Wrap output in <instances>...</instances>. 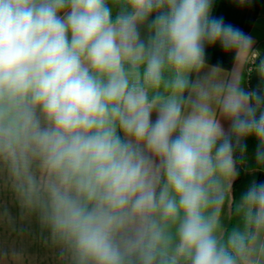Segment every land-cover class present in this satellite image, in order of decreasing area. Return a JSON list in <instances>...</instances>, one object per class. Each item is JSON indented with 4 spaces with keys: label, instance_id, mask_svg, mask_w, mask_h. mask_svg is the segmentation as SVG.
<instances>
[{
    "label": "clouds",
    "instance_id": "obj_1",
    "mask_svg": "<svg viewBox=\"0 0 264 264\" xmlns=\"http://www.w3.org/2000/svg\"><path fill=\"white\" fill-rule=\"evenodd\" d=\"M212 4L0 0V193L61 264H264V96L207 66L252 44Z\"/></svg>",
    "mask_w": 264,
    "mask_h": 264
},
{
    "label": "crops",
    "instance_id": "obj_2",
    "mask_svg": "<svg viewBox=\"0 0 264 264\" xmlns=\"http://www.w3.org/2000/svg\"><path fill=\"white\" fill-rule=\"evenodd\" d=\"M212 15L223 17L226 23L250 35L252 44L249 51L242 53L240 60L234 50L225 51L219 44L208 45L205 49L207 66H218L229 78L234 74L239 76L241 87L253 93L250 60L264 46V0H245L243 4L240 0H213ZM222 123L227 129L228 122ZM242 156L240 182L237 183L236 178L232 184L236 201L253 181L264 182V167L257 164L256 153L251 157L244 153ZM45 236L35 219L24 214L10 194L0 193V264H61L57 250Z\"/></svg>",
    "mask_w": 264,
    "mask_h": 264
},
{
    "label": "water",
    "instance_id": "obj_3",
    "mask_svg": "<svg viewBox=\"0 0 264 264\" xmlns=\"http://www.w3.org/2000/svg\"><path fill=\"white\" fill-rule=\"evenodd\" d=\"M264 53L260 55L259 60L256 63V68L252 72L250 77V87L254 94H258L260 96H264V83H263V76H264ZM262 109L264 106H261ZM259 114V113H258Z\"/></svg>",
    "mask_w": 264,
    "mask_h": 264
},
{
    "label": "rangeland",
    "instance_id": "obj_4",
    "mask_svg": "<svg viewBox=\"0 0 264 264\" xmlns=\"http://www.w3.org/2000/svg\"><path fill=\"white\" fill-rule=\"evenodd\" d=\"M243 143L246 145V150L241 152L244 153L246 156H253L256 153L259 141L256 139L255 136H250L244 139Z\"/></svg>",
    "mask_w": 264,
    "mask_h": 264
},
{
    "label": "trees",
    "instance_id": "obj_5",
    "mask_svg": "<svg viewBox=\"0 0 264 264\" xmlns=\"http://www.w3.org/2000/svg\"><path fill=\"white\" fill-rule=\"evenodd\" d=\"M264 53V46L261 48L260 55ZM264 69V67H263ZM263 81H264V76H263ZM236 159H237V170L239 172V175L237 177V183L240 182L241 175H242V164H243V156L241 154L240 150H237L236 152Z\"/></svg>",
    "mask_w": 264,
    "mask_h": 264
},
{
    "label": "built area",
    "instance_id": "obj_6",
    "mask_svg": "<svg viewBox=\"0 0 264 264\" xmlns=\"http://www.w3.org/2000/svg\"><path fill=\"white\" fill-rule=\"evenodd\" d=\"M260 58V53H254L252 56H251V60H250V71H251V74L252 72L255 70L256 68V63L257 61L259 60Z\"/></svg>",
    "mask_w": 264,
    "mask_h": 264
}]
</instances>
